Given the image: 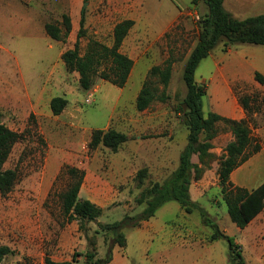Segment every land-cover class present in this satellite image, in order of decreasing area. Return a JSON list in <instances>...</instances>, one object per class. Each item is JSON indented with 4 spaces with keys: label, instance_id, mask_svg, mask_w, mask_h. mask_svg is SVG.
Segmentation results:
<instances>
[{
    "label": "rangeland",
    "instance_id": "obj_1",
    "mask_svg": "<svg viewBox=\"0 0 264 264\" xmlns=\"http://www.w3.org/2000/svg\"><path fill=\"white\" fill-rule=\"evenodd\" d=\"M262 9L252 13L264 15ZM206 12L203 4L194 6L191 0H0V114L8 128L25 136L5 164L6 169L17 172V182L8 195H0V246L11 251L0 264H44L47 255L61 262L71 260L74 254H78L76 264H85L86 252L105 258L111 239L97 224L140 214L145 205L138 204L136 198L152 183L167 179L178 166L187 137L183 115L176 112L186 95L182 72ZM82 13L86 35L81 39V54L89 39L111 46L115 25L123 20L134 22L120 48L135 62L124 88L95 77L93 87L85 92L79 87L78 75L66 71L61 55L73 47ZM63 15L70 17L71 32L54 41L44 26L61 25ZM170 54L176 62L166 89L168 99L155 100L146 110L137 111L135 99L147 68L161 65ZM255 72L264 76V46L225 47L222 43L195 72L196 83L206 87L204 115L214 112L229 120L243 117L252 146L260 147L247 159L256 163L252 171L261 172L251 190L264 182V85L254 80ZM153 81L159 95L163 87ZM217 81L221 85L215 87ZM215 89L224 91L227 102H216ZM54 97L68 102L59 116L52 115L49 108ZM242 98H247V111ZM110 128H117L129 140L116 153L102 146L90 150L91 133ZM216 129L210 150L213 162L192 183L191 199L232 238L245 264H264V196L262 210L247 229L230 221L217 169L233 136L223 122H218ZM192 162L198 163L197 156ZM67 167L84 171L80 199L103 210L97 222L85 223L83 230L77 221L68 223L60 211L58 195L69 181ZM143 169L146 175L139 182L134 178ZM151 222L165 224L153 246L167 250L166 261L151 256L143 262L134 257L126 264H230L227 242L210 240L213 231L197 211L185 213L177 202L170 201L156 211ZM182 226L183 240H171L170 235ZM124 235L132 250L135 233L126 229ZM87 238H92L95 246Z\"/></svg>",
    "mask_w": 264,
    "mask_h": 264
},
{
    "label": "trees",
    "instance_id": "obj_2",
    "mask_svg": "<svg viewBox=\"0 0 264 264\" xmlns=\"http://www.w3.org/2000/svg\"><path fill=\"white\" fill-rule=\"evenodd\" d=\"M196 6L203 4L207 12L199 21L197 42L187 57L182 80L186 87V95L176 112L183 115V123L187 129L186 145L181 151L178 166L175 171L163 182H154L145 188L136 198L138 204H144V209L138 215H125L121 220L110 224H97L99 231L105 237H110L111 245L107 249L105 258H96L92 252L85 253V264H108L112 260V249L126 247L124 230L139 227L142 222L151 219L156 211L164 204L175 201L185 213L197 211L203 224L212 229L211 241L224 239L228 244V260L230 264H245L244 258L237 250L238 246L232 238L220 231L215 222L209 219L207 213L199 204L191 199L190 187L198 181L205 170L213 162L212 140L216 137V124L223 122L229 126L233 141L225 148V154L218 160L217 176L220 193L227 209V214L232 223L239 229H244L262 210L264 196V182L253 190L234 187L230 182V174L242 165L250 154L259 152L260 147L253 145L247 120H229L217 113H203L202 98L206 95V87L196 83L195 72L200 62L206 59L219 45L225 47L238 44L264 46V15L248 17L243 20L234 18L225 10L222 0H191ZM85 20L82 13L76 40L71 49L61 55L62 63L68 73L78 75L79 87L87 92L93 87L95 77L110 83L117 88H124L132 71L134 62L120 50L121 45L133 27L132 20H123L115 25L112 32V45L107 46L95 39H89L83 54H81V39L85 37ZM46 35L54 41L65 39L71 32V20L68 15L62 16V24L47 23L44 26ZM176 62L170 54L161 65L149 69L146 79L135 99V108L141 112L146 110L153 101L165 102L168 99L166 89L170 83L173 65ZM163 87L159 95L155 94L154 81ZM254 80L264 85V76L258 72ZM242 107L248 110L247 98L241 99ZM68 105L62 97H54L49 102V108L54 116L63 113ZM201 137H203L201 139ZM23 133H18L8 128L2 121L0 114V195H8L17 182V172L6 169L5 164L9 159L13 147L23 140ZM128 141L127 135L113 128L107 130L97 129L91 133L89 149L95 150L102 146L112 153H116L121 145ZM251 149V151H249ZM249 151V152H248ZM197 156L198 163L192 162V157ZM65 174L69 177L67 186L58 195L60 211L65 220L70 223L77 221L80 229L85 223H95L102 215L103 210L89 200L79 197V192L84 179V171L67 167ZM146 170H139L134 179L142 182ZM98 233V232H96ZM90 245L95 246L92 238H87ZM10 248L0 246V263L10 253ZM74 254L69 261L56 262L48 255L44 264H76Z\"/></svg>",
    "mask_w": 264,
    "mask_h": 264
},
{
    "label": "crops",
    "instance_id": "obj_3",
    "mask_svg": "<svg viewBox=\"0 0 264 264\" xmlns=\"http://www.w3.org/2000/svg\"><path fill=\"white\" fill-rule=\"evenodd\" d=\"M222 3H223L225 10L228 11L236 19H238V17L240 16H245V15H247L246 18L257 16V15H263L261 13L253 14L252 12H259L260 10H263L262 8H264V0H222ZM239 20H243V19H239ZM126 39H124L123 44L125 43ZM134 68H135V62H134L132 71L130 73V76L128 78V81L131 79V75L133 73ZM148 71L149 69L147 68L146 73H148ZM216 84L218 85H215V87H218L219 85H221V82L217 81ZM215 90H214V99L216 100V102H223L224 100L225 102H227L225 95H224V91L223 90L215 91ZM231 102L232 101H229V103ZM242 119L243 117H240L237 119V121L242 120ZM114 129L120 132L117 128H114ZM128 140H129V137H128ZM255 164L256 163H253V162L251 164V160H247L246 162H244L242 165H240L230 174L229 180L230 182H232V184H234L233 185L234 187L243 188L248 191L251 190L252 187L250 185H252L253 181L256 180L259 174L261 173L260 171H252L253 165ZM257 217L258 216H256L255 218ZM251 222L244 229H247V227L251 224ZM164 226L165 224L163 226H160L159 223L151 222V219H149L148 221L142 222L139 227L132 229L133 233H135V236L133 237V241H132L133 249L132 250L130 249V241H128V239L126 238V247L124 249H119L118 247L115 246L112 251L113 252L112 260L108 264H126L125 263L126 260L134 261L133 260L134 257H136V259H139L140 261L145 262L151 256L155 257L157 261H161V263L165 262L166 255L164 254H166L167 250H165L163 247L159 245L153 246L155 243L154 240H156V237L158 236V234L162 232ZM182 228L183 226L180 228V230L176 229L170 235L169 238L172 240L173 238L176 237V238H180L183 240L182 236L185 234L183 233ZM180 242L181 244H183V241H180ZM134 247H135V250H134ZM65 261H69V260H65Z\"/></svg>",
    "mask_w": 264,
    "mask_h": 264
},
{
    "label": "built area",
    "instance_id": "obj_4",
    "mask_svg": "<svg viewBox=\"0 0 264 264\" xmlns=\"http://www.w3.org/2000/svg\"><path fill=\"white\" fill-rule=\"evenodd\" d=\"M87 103H89L90 102V100H89V98L87 99V101H86Z\"/></svg>",
    "mask_w": 264,
    "mask_h": 264
}]
</instances>
